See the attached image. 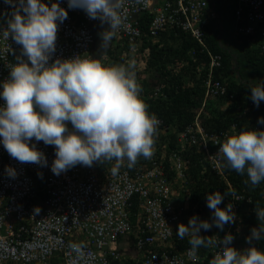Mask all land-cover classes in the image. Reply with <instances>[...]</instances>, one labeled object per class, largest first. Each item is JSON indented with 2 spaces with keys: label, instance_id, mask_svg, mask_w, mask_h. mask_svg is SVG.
<instances>
[{
  "label": "clouds",
  "instance_id": "obj_1",
  "mask_svg": "<svg viewBox=\"0 0 264 264\" xmlns=\"http://www.w3.org/2000/svg\"><path fill=\"white\" fill-rule=\"evenodd\" d=\"M5 2L15 10L3 36L6 39L11 37L21 47L22 53L21 58L10 67L9 77L0 86V99L3 100L0 105V142L9 156L21 164L46 167L47 158L36 146L42 141L55 147L51 171L57 176L76 165L92 167L113 160L115 164L111 173L116 175L125 163L132 169L136 164L151 159L164 137H160L159 119L149 113L148 105L141 97L143 89L137 82L134 63L106 66L98 59L78 57L57 58L49 63L56 51L59 24L67 18V10L57 0L51 4L45 0ZM125 2L68 0V7L80 8L90 19L99 20L101 25H109L108 29L99 33L100 46L107 51L127 21L123 12ZM141 2L136 0L137 4ZM231 10L232 7V18ZM212 24L209 22V34L215 35L223 47L229 46L222 40L224 35L232 39L236 37L234 22L232 30L223 28L220 37ZM189 50L195 51L192 47ZM250 89L253 102L245 107H248L247 112L241 111L242 115L249 113L253 103L259 107L264 101V83ZM199 114L208 116L204 105ZM261 124H264V117L258 118L253 127L230 135L223 142L217 141L225 164L222 174L211 168L201 153L202 165L218 175L223 181L222 186L210 187L205 181L207 191H201V186L197 191L196 175L188 172V164L183 179H179L173 167H169L168 158L165 159L162 164L164 180L171 188L175 202L184 204V211L193 216L188 221L182 220L173 233L171 241L175 246L170 248L166 245L160 249L174 251L175 248L190 245V254L195 256L200 248L218 247L221 251L210 260V264H264V250L252 245L253 240L264 239V208H254L259 225L250 230L240 225L236 202L241 198L250 201V197L233 187L229 180L232 173L226 170L229 168L240 175L246 174L248 179L245 183L250 182L253 188L264 182V128ZM172 148L174 143L170 141L166 150ZM184 156H188L189 163L191 155L184 152ZM5 171L10 178L17 175L11 166H7ZM38 175L42 178V173ZM228 198L230 202H227ZM200 201H204L203 206L198 204ZM224 203L228 204L222 208L220 205ZM39 212L40 208L35 207L34 214L38 215ZM213 226L220 230L230 226L231 233L223 238L204 236ZM175 234L181 240L188 238V243L177 245ZM245 237L249 247H234L236 239ZM68 247L78 260L85 257V242L69 243ZM138 256V249L130 242L122 249L120 258L126 264H133Z\"/></svg>",
  "mask_w": 264,
  "mask_h": 264
},
{
  "label": "built area",
  "instance_id": "obj_2",
  "mask_svg": "<svg viewBox=\"0 0 264 264\" xmlns=\"http://www.w3.org/2000/svg\"><path fill=\"white\" fill-rule=\"evenodd\" d=\"M45 2L51 4L53 0ZM57 2L68 15L59 24L56 51L49 63L57 58L94 59V36L90 27L96 26L99 20L90 19L80 8H69L68 0ZM227 2L232 7L235 34L253 36L256 31L263 32L259 24L264 21V0ZM14 10L12 5L0 0V86L9 77L10 67L22 55L15 41L3 36ZM123 12L127 21L111 44L121 49L124 43L141 55L138 46L144 40L156 38L163 30H180L205 46L204 36L209 22L212 24L214 20L207 0H142L139 4L136 0H126ZM141 14H145L146 30L141 27ZM214 27L220 37L223 29ZM188 52L193 53L192 50ZM124 53L126 55L125 49ZM111 55L104 50L98 60L106 66L127 65L126 62L131 61L126 55V62L119 63ZM208 56L204 99L191 122L177 131L174 148L166 150L168 142L172 141L166 136L151 159L132 169L125 163L116 175H112L113 160L92 167L76 165L57 176L51 171L54 146L42 141L36 143L48 161V165L42 167L19 163L9 156L0 142V264H126L120 258L121 251L130 242L140 255L133 264H210L220 248H200L195 256L190 254V245L174 251L160 249L166 245L175 246L171 241L173 233L182 220L188 221L193 216L184 211V204L175 202L164 180L162 164L165 159L168 158L169 167H173L179 179H183L189 161L183 152L186 143L195 146L210 167L220 174L225 165L217 144V141L223 142L222 137L216 131L207 133L199 122V112L206 99H215L226 91L223 81L212 78L211 68L218 56L209 52ZM160 94L161 86L157 84L151 96L155 98ZM231 98L228 94L224 104ZM247 110L248 107L242 111ZM68 126L71 129V125ZM7 166L16 170L15 178L7 175ZM38 173H42V178ZM37 206L40 208L38 215L34 214ZM228 233H231L230 226L223 230L213 226L203 235L223 238ZM82 241L87 245L85 257L78 260L68 245Z\"/></svg>",
  "mask_w": 264,
  "mask_h": 264
},
{
  "label": "trees",
  "instance_id": "obj_3",
  "mask_svg": "<svg viewBox=\"0 0 264 264\" xmlns=\"http://www.w3.org/2000/svg\"><path fill=\"white\" fill-rule=\"evenodd\" d=\"M144 16L145 14H141L140 23L142 29L146 30ZM259 25L263 26V32L256 31L253 36L238 33L232 39L231 47H223L216 36L208 31L204 36L205 46H200L180 30H163L156 38L144 40L138 46L143 55L137 54L139 51L135 52L124 43L118 51L110 44L107 52L112 53L119 63L126 62L127 56L131 61L126 64L134 63L137 82L143 89L141 97L148 105L149 113L161 119L158 126L160 137L169 136L171 142L176 140L177 131L191 122L204 99L203 84L209 73L208 52L218 56L211 68L212 78L224 82L226 91L215 99H206L204 109L208 116H201L199 122L207 133L216 131L224 141L230 135L253 127L258 118L264 117V101L259 107L253 103L249 113L241 114L248 101H252L250 87L264 83V22ZM191 47L195 51L188 54ZM157 84L161 86V94L154 98L150 93ZM228 94L232 95L231 101L224 104ZM261 125L264 128V124ZM183 149V152L191 155L187 170L196 175L197 191L200 186L201 191L206 190L205 181L210 187L222 186L223 181H220L218 175L202 165L200 159L203 156L195 146L186 143ZM226 170L232 173L229 180L233 187L250 197V201L241 198L236 202L237 219L240 225L247 226L250 230L259 225L254 208H264V182L253 188L250 182L245 183L248 179L246 174L240 175L229 168ZM227 202H230V198ZM198 204L203 206L204 201ZM227 204L220 206L223 208ZM174 238L179 246L188 243V238L181 240L177 234ZM257 242L264 246V239Z\"/></svg>",
  "mask_w": 264,
  "mask_h": 264
},
{
  "label": "crops",
  "instance_id": "obj_4",
  "mask_svg": "<svg viewBox=\"0 0 264 264\" xmlns=\"http://www.w3.org/2000/svg\"><path fill=\"white\" fill-rule=\"evenodd\" d=\"M209 1V10L214 14L213 18V25H216L219 30L227 29L232 30L233 27V20L230 16V7L231 5H228L227 0H208ZM232 38L224 35V39L222 42L226 43V46L229 45V47L232 46ZM235 246L237 249H246L250 245L246 241L245 238H238L235 241ZM252 245L255 247L264 250V246H262L260 243H258L256 240L252 241Z\"/></svg>",
  "mask_w": 264,
  "mask_h": 264
},
{
  "label": "water",
  "instance_id": "obj_5",
  "mask_svg": "<svg viewBox=\"0 0 264 264\" xmlns=\"http://www.w3.org/2000/svg\"><path fill=\"white\" fill-rule=\"evenodd\" d=\"M91 31L93 32L94 36V43H93V48H94V59H98L100 53L104 51L103 48H101V37L99 33H101L103 30H100L97 26H91Z\"/></svg>",
  "mask_w": 264,
  "mask_h": 264
},
{
  "label": "rangeland",
  "instance_id": "obj_6",
  "mask_svg": "<svg viewBox=\"0 0 264 264\" xmlns=\"http://www.w3.org/2000/svg\"><path fill=\"white\" fill-rule=\"evenodd\" d=\"M96 26L100 29V30H105L109 28V25L107 23L101 25L100 21H97Z\"/></svg>",
  "mask_w": 264,
  "mask_h": 264
}]
</instances>
